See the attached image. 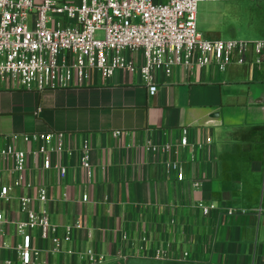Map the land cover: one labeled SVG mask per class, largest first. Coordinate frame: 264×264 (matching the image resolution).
<instances>
[{
	"label": "crops",
	"instance_id": "crops-1",
	"mask_svg": "<svg viewBox=\"0 0 264 264\" xmlns=\"http://www.w3.org/2000/svg\"><path fill=\"white\" fill-rule=\"evenodd\" d=\"M249 9L255 16L245 38L230 41L264 38V0ZM237 57L221 73H155L154 95L139 74L125 72L108 80L94 72L82 86L43 92L0 84V148L31 153L36 144L24 136L60 134L63 151L52 162L66 172L43 171L30 156L25 182L14 188L12 162L1 158L0 188L11 192L0 212L22 220L19 199L30 198L60 236L64 226L80 225L55 255L50 242L34 240L49 264H99L87 250L100 264H264V58L248 49L238 66ZM85 152L88 171L80 166ZM165 162L182 168V182L164 174ZM38 189L47 193L43 205L35 201ZM210 205L216 210L204 217L199 206ZM5 233L0 264L17 260L12 225Z\"/></svg>",
	"mask_w": 264,
	"mask_h": 264
},
{
	"label": "built area",
	"instance_id": "built-area-1",
	"mask_svg": "<svg viewBox=\"0 0 264 264\" xmlns=\"http://www.w3.org/2000/svg\"><path fill=\"white\" fill-rule=\"evenodd\" d=\"M231 1L79 0L73 4L59 0H0V84L43 92L82 86L94 72L104 80L125 72L139 74L149 94L154 95L155 73L170 77L178 69L190 72L208 67L225 72L233 64L234 56H238L236 64L243 65L242 55L248 49L264 58V40L211 41L197 31L199 3ZM23 141L36 144L35 151L0 148V159L12 162L14 188L24 184L30 156L39 161L43 171L56 169L61 178L65 177V169L52 162L53 156L63 151L62 135H27ZM179 146H187L186 138L180 140ZM147 150L157 151L155 147ZM169 150V146L163 148V152ZM80 166L90 170L88 152L81 156ZM163 172L166 176L174 175L178 182L184 180V172L177 163L165 162ZM10 192L11 187H1L0 201L7 203ZM35 196L37 204L47 202L44 189H38ZM32 202L30 198L19 199L23 215L19 221L11 222L0 212V238L6 236V227L12 225L19 241L14 248L17 260L3 264H49L42 260L34 240L50 242L55 255L81 228L78 223L64 226L60 236V228L50 222L43 208L33 210ZM82 202H87L86 196ZM199 209L206 217L216 207ZM0 248L7 249V243L2 242ZM84 254L90 263L103 261L102 257L96 261L91 250ZM159 257L156 252V258Z\"/></svg>",
	"mask_w": 264,
	"mask_h": 264
},
{
	"label": "rangeland",
	"instance_id": "rangeland-1",
	"mask_svg": "<svg viewBox=\"0 0 264 264\" xmlns=\"http://www.w3.org/2000/svg\"><path fill=\"white\" fill-rule=\"evenodd\" d=\"M250 4L248 0L201 2L196 10V29L204 37L213 35L222 41L244 39V27L250 23L249 17L255 16V12H248Z\"/></svg>",
	"mask_w": 264,
	"mask_h": 264
},
{
	"label": "water",
	"instance_id": "water-1",
	"mask_svg": "<svg viewBox=\"0 0 264 264\" xmlns=\"http://www.w3.org/2000/svg\"><path fill=\"white\" fill-rule=\"evenodd\" d=\"M255 40H264V38H257V39H255ZM245 64V62L243 63V65ZM260 103H262V102H256L255 104H258V105H262V104H260Z\"/></svg>",
	"mask_w": 264,
	"mask_h": 264
}]
</instances>
